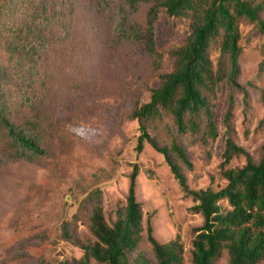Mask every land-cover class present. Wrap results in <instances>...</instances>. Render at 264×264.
Listing matches in <instances>:
<instances>
[{"label": "rangeland", "instance_id": "374dc122", "mask_svg": "<svg viewBox=\"0 0 264 264\" xmlns=\"http://www.w3.org/2000/svg\"><path fill=\"white\" fill-rule=\"evenodd\" d=\"M57 1L65 5L63 17L70 32L46 57L43 81L51 89L54 122L61 131L48 146L46 157L8 161L0 168V263L59 264L80 259L84 251L63 238V223L77 215L76 236L94 242L89 228L93 201L100 199L104 216L112 224L117 208L126 203L130 175L137 164L136 197L143 206L145 226L150 220L161 243L179 236L185 246V264H193L192 243L203 216L191 210L195 202L185 196L162 153L148 143L137 153L140 124L130 116L134 108L150 100L152 89L161 83L160 74L175 68L176 51L190 32L188 20L161 11L155 37L165 56L157 68L143 44L121 30L134 23L146 26L150 3H141L132 12L125 0ZM261 17L264 19V12ZM240 31L239 82L248 97L235 92L234 124L238 145L257 162L264 145V36L248 20L242 22ZM219 47V41H214L209 53L215 68L221 56ZM212 103L219 137L208 143L190 135L179 137L193 169L180 164L194 190H219L228 183L221 166L223 119L228 108L225 81ZM15 119L23 121V112ZM148 126L160 145L170 144L175 137L169 115ZM245 164V156H238L228 167ZM223 207L230 208L227 202ZM150 248L144 231L130 253L131 260L139 252L151 258ZM91 264L100 263L92 260ZM216 264H230L226 250Z\"/></svg>", "mask_w": 264, "mask_h": 264}, {"label": "trees", "instance_id": "16d2710c", "mask_svg": "<svg viewBox=\"0 0 264 264\" xmlns=\"http://www.w3.org/2000/svg\"><path fill=\"white\" fill-rule=\"evenodd\" d=\"M125 2L132 12L141 3L151 4L146 26L134 23L121 30L143 44L157 68L165 56L155 37V23L161 11L169 17L188 20L190 32L176 51L175 68L160 74L161 83L152 89L150 100L134 108L130 116L140 124L137 153L143 151L146 143L162 153L185 196L195 202L191 210L203 216V224L195 229L192 263L216 264L226 250L230 264H264V145L259 160L254 161L238 145L234 124L235 92L241 91L245 99L248 97L239 82L243 51L240 25L245 20L255 23L264 36L261 17L264 1ZM64 13L65 5L57 0H0V168L8 161L46 157L48 146L60 134L61 127L54 122L51 89L43 77L47 76L46 57L60 40L69 36ZM216 40L221 54L217 68L209 55ZM222 81L228 87V108L223 119L225 148L221 166L228 183L219 190L212 187L194 190L189 187L180 164L193 169L179 137L190 135L205 143L219 137L212 100ZM262 98L264 101V89ZM21 112L24 119L17 122L15 118ZM164 114L171 117L176 134L170 144L160 145L150 133L148 123ZM238 156H245L246 164L229 168ZM139 172V166L134 164L126 203L117 208L112 224L104 216L100 199L93 201L89 228L94 242L76 236L77 215L63 223V238L81 247L84 253L80 259H66L59 264H91L92 260L100 264H185V246L179 236L161 243L154 236L150 220L145 226L143 206L136 197ZM223 202L230 208H224ZM144 231L152 256L139 252L131 260L130 253L137 248Z\"/></svg>", "mask_w": 264, "mask_h": 264}]
</instances>
